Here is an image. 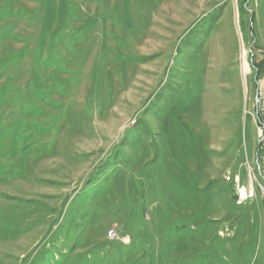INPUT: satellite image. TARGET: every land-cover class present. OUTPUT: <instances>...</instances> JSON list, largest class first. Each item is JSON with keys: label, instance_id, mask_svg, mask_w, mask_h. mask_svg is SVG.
Masks as SVG:
<instances>
[{"label": "rangeland", "instance_id": "1", "mask_svg": "<svg viewBox=\"0 0 264 264\" xmlns=\"http://www.w3.org/2000/svg\"><path fill=\"white\" fill-rule=\"evenodd\" d=\"M263 74L264 0H0V264H264Z\"/></svg>", "mask_w": 264, "mask_h": 264}, {"label": "built area", "instance_id": "2", "mask_svg": "<svg viewBox=\"0 0 264 264\" xmlns=\"http://www.w3.org/2000/svg\"><path fill=\"white\" fill-rule=\"evenodd\" d=\"M241 68L244 71L242 74L244 79L248 74L246 63ZM254 88L250 105H255V112H248V107H244V117L249 119L252 124L258 125V146H255V149H252L249 154L244 147L242 166L245 169L243 176L245 182H239V179L234 180L230 174H227L226 179H223L224 182L235 184L234 199L237 204L249 203L257 198L264 200V74L257 78Z\"/></svg>", "mask_w": 264, "mask_h": 264}, {"label": "crops", "instance_id": "3", "mask_svg": "<svg viewBox=\"0 0 264 264\" xmlns=\"http://www.w3.org/2000/svg\"><path fill=\"white\" fill-rule=\"evenodd\" d=\"M257 199H259V198H257Z\"/></svg>", "mask_w": 264, "mask_h": 264}]
</instances>
